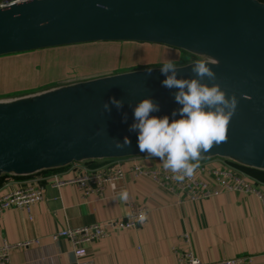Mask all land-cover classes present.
I'll return each instance as SVG.
<instances>
[{"label": "water", "instance_id": "1", "mask_svg": "<svg viewBox=\"0 0 264 264\" xmlns=\"http://www.w3.org/2000/svg\"><path fill=\"white\" fill-rule=\"evenodd\" d=\"M108 42L185 51L195 59L176 65L182 79H199L192 71L197 60L215 61V79L201 83L219 84L238 104L226 140L199 160L220 157L264 171V0H16L0 7V56ZM161 66L0 98V178L146 154L129 130L133 108L151 98L160 105L153 115L178 119L171 114L181 107L178 89L161 83ZM125 136L131 145L116 147Z\"/></svg>", "mask_w": 264, "mask_h": 264}, {"label": "crops", "instance_id": "2", "mask_svg": "<svg viewBox=\"0 0 264 264\" xmlns=\"http://www.w3.org/2000/svg\"><path fill=\"white\" fill-rule=\"evenodd\" d=\"M79 45L0 56V66H6L7 58L18 55L52 53L58 57L61 54L57 52H69V48ZM118 72L121 71L115 68L99 76ZM74 74L57 72L46 84L20 88L18 91L25 92L0 98L41 91L87 78L82 76L85 75L82 71ZM0 90L16 91L2 85ZM113 160H120L125 177L116 194L110 188L107 189V198H84L82 189L74 184L62 187L52 185L54 175L74 179L87 169H111ZM113 160L73 163L33 175L3 178L0 181V195L29 185H38L44 194V199L33 205L31 213L26 209L10 208L0 215V246L4 242H33L30 246L12 250L7 264H76L71 242L65 237L55 239L54 235L63 229L125 217L133 205L148 208L146 219L135 228L118 230L110 237L88 244L87 259L93 260L95 264H179V253L190 250L206 262L248 255L254 257L252 264H264V205L256 195L231 192L179 204L174 195L159 188L150 179L135 178L131 171L134 163L149 168L161 167L163 164L159 158L144 154ZM247 173L264 187V179ZM123 191L128 193L127 201L120 198Z\"/></svg>", "mask_w": 264, "mask_h": 264}, {"label": "built area", "instance_id": "3", "mask_svg": "<svg viewBox=\"0 0 264 264\" xmlns=\"http://www.w3.org/2000/svg\"><path fill=\"white\" fill-rule=\"evenodd\" d=\"M14 1L16 0H0V5ZM119 161L113 160L111 169H87L74 179H63L54 175L52 185L62 187L67 184H74L82 189L84 198L91 196L99 199L107 198V189L110 188L116 194L119 184L125 177V171ZM193 163H197L198 167L191 177H185L183 181L173 179L174 174L170 170H165L163 166L149 168L134 163L131 171L135 178L150 179L159 188L174 195L179 204L187 201H201L223 193L240 192L256 195L264 205V187L260 183H256L245 170L236 164L220 157L194 161ZM75 165L77 164L75 163ZM42 199H44L43 190L38 185L11 189L0 195V215L10 208L26 209L31 213L33 205ZM142 213L147 216L148 208L146 206L133 205L125 217H116L82 227L63 229L56 233L54 238L65 237L71 242L76 264H95L93 260L86 258L88 255L87 245L93 241L110 237L113 232L118 230L135 228L141 222ZM186 238H188L187 235ZM32 243V241L17 244L4 242L0 246V264L9 262L12 250L30 246ZM253 261V256L246 255L206 262L195 256L190 250L182 251L178 256L179 264H252Z\"/></svg>", "mask_w": 264, "mask_h": 264}, {"label": "clouds", "instance_id": "4", "mask_svg": "<svg viewBox=\"0 0 264 264\" xmlns=\"http://www.w3.org/2000/svg\"><path fill=\"white\" fill-rule=\"evenodd\" d=\"M28 2V0H23ZM3 7V5H0ZM215 61L204 59L193 63L192 71L199 79L177 78L176 65L169 61L160 67L165 75L161 81L168 89H178L174 99L181 105L172 112V117L153 115L160 110V105L151 98L141 100L133 108V120L130 131L137 133V147L141 153L159 158L165 170H170L176 181H183L191 177L201 154L207 152L214 145L226 140L229 121L236 110L238 100L235 95L230 98L219 84L201 83L207 77L215 79L216 74L210 67ZM151 72V69H148ZM168 73H171L170 75ZM110 103L119 110L123 108V101L110 97ZM104 109L110 111L109 103ZM123 122H127V114L123 115ZM131 145V138L125 136L122 141H116V147ZM120 198L128 200L127 191L120 193ZM146 219L141 214L140 220Z\"/></svg>", "mask_w": 264, "mask_h": 264}, {"label": "rangeland", "instance_id": "5", "mask_svg": "<svg viewBox=\"0 0 264 264\" xmlns=\"http://www.w3.org/2000/svg\"><path fill=\"white\" fill-rule=\"evenodd\" d=\"M148 44L94 43L69 48L71 49L69 52H57L61 54L58 57L52 53L40 55L34 53L7 58L9 60L6 66H0V85L16 91L0 90V96L25 92L18 90L27 86H37L38 83L46 84L55 74L57 75V72L76 75L82 71L85 73L82 76L89 77L98 76L115 68L117 71H125L140 66L163 65L169 61L180 65L195 59L185 51L179 53L169 48Z\"/></svg>", "mask_w": 264, "mask_h": 264}, {"label": "trees", "instance_id": "6", "mask_svg": "<svg viewBox=\"0 0 264 264\" xmlns=\"http://www.w3.org/2000/svg\"><path fill=\"white\" fill-rule=\"evenodd\" d=\"M237 166H238L239 168H241V169H243V170L249 172V173L252 174V175H255V176L259 177V178L264 179V172H262V171H259V170H257V169H252V168H247V167L239 166V165H237ZM3 178H5V177L0 178V181H1Z\"/></svg>", "mask_w": 264, "mask_h": 264}]
</instances>
